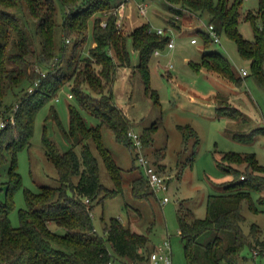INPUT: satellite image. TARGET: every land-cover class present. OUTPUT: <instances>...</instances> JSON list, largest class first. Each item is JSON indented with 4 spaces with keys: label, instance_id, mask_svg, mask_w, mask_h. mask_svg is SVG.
Returning a JSON list of instances; mask_svg holds the SVG:
<instances>
[{
    "label": "trees",
    "instance_id": "trees-1",
    "mask_svg": "<svg viewBox=\"0 0 264 264\" xmlns=\"http://www.w3.org/2000/svg\"><path fill=\"white\" fill-rule=\"evenodd\" d=\"M57 1L64 7L60 20ZM127 1L0 0V118L12 114L15 117V123L9 122L0 128V264H107L109 261L142 264L149 259L148 234L115 217L106 223L104 233L100 234L91 214L97 201L122 192L124 183L121 166L103 143L101 125H108L116 140L134 151L128 135L131 120L116 103L114 92L119 67L133 65L128 37L132 38V46L138 53L135 67L146 84V92L151 78L149 61L155 51L168 46L171 38L167 29L160 33L152 27L151 21L123 33L121 22L118 24V9L124 3V13ZM166 1L174 28L182 27L175 16L182 19L187 15L197 22H208L218 32L234 38L238 51L251 60L254 74L264 84V0H258L256 9L244 13L241 11L244 0ZM138 9L140 11L139 4ZM242 14L253 25L252 39L244 37L239 30ZM22 15L30 18V22H25ZM91 19L95 43L85 54ZM58 25L63 39L60 45L57 44ZM31 26L34 31H30ZM197 32L205 45L213 41L208 30L198 28ZM192 63L197 69L204 67L227 76L238 85L242 82L243 77L236 75L231 61L215 49H204L201 60ZM37 79L40 81L35 85ZM66 84L70 85L78 105H69L70 122L64 130L69 138L82 143L81 152L76 150L75 143L60 151L54 141L46 138L47 154L55 163L59 184L42 185L39 191L26 188L27 205L19 208L20 223L15 225L10 213L15 208V191L22 185L17 154L31 145L36 110ZM150 91L155 101L160 102L157 90L150 87ZM216 97L220 115L236 118L230 109L243 114L238 107L228 104L226 96L218 94ZM80 108L100 118L101 122L89 124ZM156 124L143 130L144 144L154 139ZM178 127L184 140L186 130L196 132L189 124ZM8 131L13 135L6 140L4 133ZM232 132L237 140L250 142L264 130ZM90 140L97 144L115 182L114 192L101 181L98 157ZM164 155L162 152L159 156ZM133 158L135 161V154ZM222 159L220 164L232 172L233 179L226 182L221 191L209 194L206 215L197 217L191 208L179 209V230L185 242L187 264H238L245 245L256 254L264 253L262 228L255 222L248 232L243 227L244 205L257 209L251 190L264 189V179L257 173L264 172V164L255 152L225 151ZM242 162L244 169L232 165ZM131 193L136 198L152 194L144 173L132 180ZM259 201L264 203V196ZM52 223L61 226L63 231L54 229Z\"/></svg>",
    "mask_w": 264,
    "mask_h": 264
},
{
    "label": "rangeland",
    "instance_id": "rangeland-1",
    "mask_svg": "<svg viewBox=\"0 0 264 264\" xmlns=\"http://www.w3.org/2000/svg\"><path fill=\"white\" fill-rule=\"evenodd\" d=\"M140 2L147 3L146 14L138 10ZM56 4L60 20L64 7L60 1ZM257 7L258 0H244L241 11L244 13ZM125 10L126 17H120L123 33H127L132 26L151 21L154 29L159 27L167 29V33L175 41L174 47L165 45L164 48L158 49L159 54L154 52L149 61L151 70L149 84L152 89L157 90L160 102L155 101L150 87V92H146L145 82L139 71L133 73L129 79L127 92L125 86L121 88L119 98L120 101L129 103L128 115L136 120L135 126L132 127L137 131L142 132L145 127L157 122L154 139L149 144H144V147L158 169L167 177L169 188L165 192L160 190L158 195L160 197L168 195L170 201L163 204L153 194L146 195L145 198H136L132 195V180L141 174V169L133 158L134 151L117 141L113 130L103 123L101 125L103 143L121 166L124 183L122 192L96 202L92 210L93 222L100 234L104 233L106 223L114 217L133 229L148 234L151 252L149 259L142 264H155L150 258L151 253L165 242L169 234L173 264H187L185 242L179 231V209L182 206L191 208L197 217L206 215L209 194L221 191L226 182L233 179L232 172L226 171L220 164L225 151L255 152L259 161L264 164V132L257 133L258 130H264V84L254 74L251 60L243 57L238 51L234 38L219 32L220 41L213 40L205 45L204 41L199 39L197 43H193L190 33L193 28L186 29V27L197 23V20L193 21L187 15L182 19L176 15L177 23L184 28L183 30L174 28L170 21L172 15L169 12V3L166 0H128ZM132 12L134 17H130ZM22 16L25 22L27 20L30 22V18ZM93 22L92 19L89 21L88 38L83 50L85 54L95 43ZM207 23L201 20L198 26L204 30ZM29 29L34 31L33 26ZM239 30L246 38L254 37L253 25L244 14L240 19ZM56 32L57 44L60 45L63 40L60 25L57 26ZM127 42L132 62H138V53L132 46L130 36ZM204 49H215L224 54L231 61L236 75L243 77L241 84L238 85L227 76L219 75L204 67L195 68L189 61L201 60ZM242 68H246L248 73L242 74ZM118 76L121 78V74ZM70 92H72L71 87L66 84L36 110L31 145L21 149L17 154V170L22 176V185L15 191V208L10 213L12 223L15 225L20 223L19 208L27 205L26 188L39 191L42 185L59 184L57 168L47 154L46 138L54 141L60 151L69 149L75 143L76 150L81 152L82 143L69 138L64 130L69 127V105L71 103L78 105L76 96L70 97ZM218 92L226 96L224 98L228 99L229 105L238 107L243 114L230 109L231 114L236 118L220 115L214 97ZM80 109L89 124L101 122L100 118L89 111ZM186 123H190L196 132L186 130L187 136L184 140L185 136L178 125ZM235 130L242 133L256 130L257 135L253 141L243 142L234 138L232 131ZM12 135L13 132L8 131L4 133V138L10 139ZM89 143L98 157L101 181L113 190L115 182L97 144L92 140ZM162 152L165 154L164 158L159 156ZM9 162L10 159L7 164ZM232 165L239 169L245 168L243 162ZM257 173L264 179V172ZM74 179L77 180L78 177ZM251 195L257 209L252 210L247 204L244 205L243 213L246 219L243 227L248 232L251 224L255 222L262 228L264 234V203L259 201L260 197L264 196V189L261 192L252 189ZM52 227L63 231V228L55 223H52ZM128 262L132 263L131 260ZM158 264L166 263L160 261ZM238 264H264V253L256 254L250 246L245 245L241 249Z\"/></svg>",
    "mask_w": 264,
    "mask_h": 264
},
{
    "label": "built area",
    "instance_id": "built-area-1",
    "mask_svg": "<svg viewBox=\"0 0 264 264\" xmlns=\"http://www.w3.org/2000/svg\"><path fill=\"white\" fill-rule=\"evenodd\" d=\"M125 7V4L122 3V5L118 9V13L120 17L123 16V8ZM139 8L140 11L145 13L147 11V4L146 3H139ZM120 23V20L118 21V24ZM213 38L214 41H220V35L217 30L213 28L212 25H209L207 29ZM157 31L162 33L164 32V28L159 27L157 28ZM69 40V39H68ZM192 41L195 42L197 41V38L194 37L192 38ZM175 41L174 38L171 37L168 46L169 47H174ZM248 71L246 68L242 69V74H247ZM44 74V72H43ZM40 80L37 79L35 81V85H38V82ZM32 90V88H31ZM69 96L72 97L73 94L70 92ZM9 122L12 124L15 123V117L14 114H12L10 117L7 118H1L0 119V128L5 127ZM128 135L130 136L133 144H134V154H135V159L137 165L140 167V169L143 171L144 175L146 176L150 189L151 191L155 194L158 195V192L160 190L162 191H167L169 188V184L167 181L166 174L161 172L155 161L151 158V156L145 152V147H144V142L143 138L141 136V133L138 132L135 128L131 127L128 130ZM159 196V195H158ZM162 202L168 201L170 198L168 195H164L161 197ZM89 198H86V201H88ZM92 214V212H91ZM151 260L155 263L158 264L160 261H163L166 264H173V259L171 255V242L169 239H166L165 242L162 245H159L156 247V249L151 253L150 256ZM107 264H114L112 261H109Z\"/></svg>",
    "mask_w": 264,
    "mask_h": 264
},
{
    "label": "crops",
    "instance_id": "crops-1",
    "mask_svg": "<svg viewBox=\"0 0 264 264\" xmlns=\"http://www.w3.org/2000/svg\"><path fill=\"white\" fill-rule=\"evenodd\" d=\"M126 9V8H125ZM124 9V13H125V10ZM139 10V9H138ZM140 12V11H139ZM134 17V12H132V14H130V17ZM124 17H126V14H125V16ZM191 18V20H193V21H195V18H193V17H190ZM127 19V18H126ZM198 23H200V22H197V23H192L191 24V26H188V27H186V29L187 28H193V31H191L190 33L192 34V38H194V37H196L197 38V41H195V42H193L192 41V39H191V41L193 42V43H197L198 41H199V39L200 40H203L204 41V39H203V37L197 32V29L199 28V26H198ZM133 27H135V26H132L131 28H130V30L133 28ZM208 27H209V24L207 23V27L206 28H204V30H207L208 29ZM183 26L181 27V29L180 30H183ZM128 32V31H127ZM206 47V46H205ZM156 53H160L159 52V50H157V51H155ZM200 61V60H199ZM190 63H192V62H197V61H193V60H190L189 61ZM136 64H137V62H134L133 61V65L132 66H130V67H127V66H120L119 67V70H118V75H120L121 74V78H119V76H117V79H116V81H115V84H114V92H115V100H116V103L120 106V107H122L123 108V110L125 111V113L127 114V116H128V118L131 120V124H132V126H135V124H136V120L135 119H133L131 116H129L128 115V109H127V107L129 106V103L128 102H126V101H120V90H121V88H124L123 86H125V91L127 92V84H128V82H129V79H131V76H133V73L135 74L136 72H138L139 70H138V68L137 67H135L136 66ZM193 64V63H192ZM170 66L168 65V68H169ZM206 69V68H205ZM243 69V68H242ZM211 71V70H210ZM132 74V75H131ZM136 77V76H135ZM119 79H121V81L119 80ZM118 81H120V82H118ZM120 86V89L118 90V87ZM145 87H146V84H145ZM118 92V93H117ZM218 94H221L220 92H218L217 94H214V97H215V102H216V109H217V105H218V100H217V95ZM130 95V94H129ZM219 113V112H218ZM186 124H189L190 126H192L190 123H186ZM149 126H147V127H145V129L146 128H148ZM193 127V126H192ZM194 128V127H193ZM142 132H140L141 134L143 133V130H141ZM139 132V131H138ZM164 157H165V155H164ZM163 157V158H164ZM143 173V171L141 170V174ZM140 174V175H141ZM152 194L156 197V198H158L161 202H162V199H161V197L160 196H158V195H155L153 192H152ZM168 201H170V199L168 200ZM168 201H166V202H162L163 204L164 203H167ZM93 216V215H92ZM125 224V223H124ZM180 231V230H179ZM181 235V234H180ZM166 239H169L170 240V235L168 234V237H166ZM165 239V240H166ZM170 242H171V240H170ZM171 255L173 256V252H172V244H171ZM173 258V257H172Z\"/></svg>",
    "mask_w": 264,
    "mask_h": 264
}]
</instances>
